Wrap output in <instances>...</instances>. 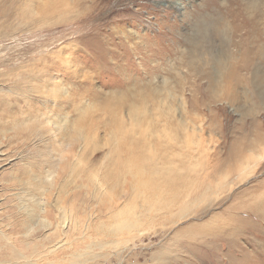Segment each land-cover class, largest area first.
<instances>
[{
    "label": "rangeland",
    "instance_id": "rangeland-1",
    "mask_svg": "<svg viewBox=\"0 0 264 264\" xmlns=\"http://www.w3.org/2000/svg\"><path fill=\"white\" fill-rule=\"evenodd\" d=\"M0 89V264H264V0H0Z\"/></svg>",
    "mask_w": 264,
    "mask_h": 264
},
{
    "label": "bare ground",
    "instance_id": "bare-ground-1",
    "mask_svg": "<svg viewBox=\"0 0 264 264\" xmlns=\"http://www.w3.org/2000/svg\"><path fill=\"white\" fill-rule=\"evenodd\" d=\"M247 1V0H246ZM32 2V1H31ZM216 2V1H215ZM13 4V3H12ZM254 6V5H253ZM7 8V7H6ZM248 8V7H247ZM251 8V7H250ZM8 12V11H7ZM4 18V17H3ZM206 38V37H205ZM35 63H37V62H35ZM34 63V64H35ZM3 64V63H2ZM5 64V63H4ZM31 64V63H30ZM24 66V65H23ZM28 66H30V65H28ZM49 66V65H48ZM26 67V66H25ZM20 68V67H19ZM45 68H46V66L45 65H43L42 67L41 66H30V68H28L27 67V69H18L17 68V70H15V68H14V70H13V74H14V76H19L21 79L20 80H15L14 82H13V86L15 87L16 85H20V82H24V80L25 81H27V78L26 77H30V78H34V79H36V83H35V85L37 86V89L38 88H40L41 89V83H42V81H43V79H45V76H44V73L41 71V70H45ZM48 69H49V67H48ZM46 73H48V72H46ZM24 77H25V79H24ZM17 82V84H14V83H16ZM31 85H32V83H31ZM34 85V86H35ZM36 86H35V88H36ZM44 86H45V84H44ZM57 86H58V84L56 85V84H54V89H55V92H54V94H53V96H51V97H53V100H54V102H55V104H60L59 103V101H58V99L57 98H61L62 97V95H61V93H60V91L57 89ZM13 87V88H14ZM20 87V86H19ZM11 88H12V86H11ZM18 88V87H17ZM44 88V91L46 92V90H45V87H43ZM42 88V89H43ZM40 89L38 90V91H40ZM14 90V89H13ZM16 90V89H15ZM36 90V89H35ZM60 90H61V88H60ZM67 90V89H66ZM72 90V89H71ZM9 91L11 92L12 91V89H9ZM21 91V90H20ZM24 91H27V90H25L24 89ZM44 91H42V93L44 92ZM0 92H3L2 91V89H0ZM37 92V91H36ZM44 92V93H45ZM74 92V91H73ZM15 93V92H14ZM17 93V92H16ZM27 93V92H26ZM38 93V92H37ZM40 93H41V91H40ZM47 93V92H46ZM22 94H23V92H22ZM74 94V93H73ZM23 96H25V95H23ZM22 96V97H23ZM39 96V95H38ZM29 97V96H28ZM67 97H70V96H67ZM26 98V97H25ZM30 98V97H29ZM28 98V99H29ZM40 98H42V97H40ZM71 98V97H70ZM74 98H76V97H74ZM24 99V98H23ZM64 99V98H63ZM25 100V99H24ZM30 100V99H29ZM66 100H68V99H66ZM5 101V100H4ZM9 102H11V101H9ZM9 102H7V103H9ZM19 103V102H18ZM69 103V102H68ZM29 104H31L30 102H29ZM70 104V103H69ZM31 105H33V104H31ZM61 106H62V104H60ZM10 106V105H9ZM9 106H6V108L7 109H9L10 107ZM59 107V106H58ZM65 107V106H64ZM67 107V106H66ZM47 108V107H46ZM4 109V108H3ZM40 109V108H39ZM61 109V108H60ZM69 109V108H68ZM62 110V109H61ZM69 111V110H68ZM67 111V112H68ZM137 110H136V108L135 109H132V113H133V115L135 114V112H136ZM6 112V111H5ZM29 112H30V110H29ZM37 112V111H36ZM44 112H47V114H45ZM66 113V112H65ZM81 113V112H80ZM27 114V113H26ZM25 114V115H26ZM36 114V113H35ZM5 115V114H4ZM3 115V116H4ZM30 115V114H29ZM29 115H26V116H22V118H20V117H18V118H20V119H17V120H15V123H14V125H15V127L16 128H20V127H22L23 126V124H24V126H26V128H31L32 130H35V129H33V127H30V126H28V122L31 120V119H36V120H33V122H38V123H40L41 125H42V122H46V123H48V124H56V126H55V128L54 129H62L63 130V134H64V136H66L67 138H71V137H73V138H71V139H73V140H75V139H77V137L75 136V135H73L72 134V132H70L69 133V131L66 129V128H68V127H66L65 125V119H56V117H54L53 118V114L51 113V108L49 107V108H47V110L46 111H44V110H42L41 111V113L40 114H36V117L37 118H34L33 116L31 117V116H29ZM63 115V114H62ZM2 116V117H3ZM57 116V115H56ZM137 116H138V114H136V118H137ZM6 117V116H5ZM5 117H4V119H5ZM62 117V116H61ZM81 117L83 118V115L81 114ZM1 118V117H0ZM16 118H17V116H16ZM80 118V117H79ZM11 119V118H10ZM13 119V118H12ZM71 119V118H70ZM9 120V119H8ZM41 120H43V121H41ZM82 121H83V119H82ZM85 121H87L86 119H85ZM119 121L121 122V121H123V118L122 117H119ZM12 122V121H11ZM88 122V121H87ZM4 123V122H3ZM74 123V122H73ZM76 123V122H75ZM26 124V125H25ZM31 124H33V123H31ZM112 125L113 124H105V126L108 128V129H112ZM127 125V124H126ZM136 125V124H135ZM12 126V125H11ZM23 126V127H24ZM28 126V127H27ZM8 127V126H7ZM72 127V131H73V133H75L76 132V130L78 131L79 129V132L80 133H82V138H85V140H82L84 143H89L87 140H89V138L87 137V135H83V130L82 129H84L83 127H81V128H78V126H76V125H71V124H69V128H71ZM132 127H134V126H132ZM11 128V127H10ZM25 128V129H26ZM35 128V127H34ZM133 129V128H132ZM107 130V129H106ZM120 129H118V128H115V130L114 131H111V134H113V136H114V138H115V140L117 141V134H120V137H123V141H121L120 143H119V141H117L116 143L115 142H108L107 144L109 145L108 146V152L106 153V155L109 157V158H111V157H113L114 155H120V156H124V158H126L127 157V155H128V153H129V151H130V146L127 144L128 143V141L126 140V137H129V132H127L128 131V129H127V131H126V133H124L123 132V130H120ZM136 130V129H135ZM123 132V133H122ZM137 132V131H136ZM135 134H137V133H135ZM139 135V134H138ZM131 136V135H130ZM133 136V135H132ZM136 137V136H135ZM94 138V141L96 142V143H98V139H97V137H96V135H95V137H93ZM77 141V140H76ZM81 141V142H82ZM132 141H137V139L136 140H133L132 139ZM138 142V141H137ZM76 143V142H75ZM160 143V142H159ZM132 152L134 153V148L132 147ZM132 152H130L129 154H130V157L131 156H133L132 155ZM154 154V151L151 149L150 150V153L149 154H146V155H153ZM148 159H150V162L149 163H146V170L147 169H151L152 168V165H153V163H152V156L151 157H149ZM112 160V159H111ZM131 168H132V170L134 169L135 170V172L136 173H138V171H139V166L138 165H136V164H134V163H132V165H131V167L127 164V163H123V166H122V164H120L119 162H116L115 164H114V170L113 171H110V172H112V173H116L117 174V172L118 173H127V172H130L131 171ZM115 178H116V175H115ZM137 180H138V184L139 185H141L142 183H143V177L142 176H137ZM119 183H121L122 182V178L120 177V176H118V180H117ZM135 186H137V181H135ZM154 194L155 195H159V194H161V190H159V186H156L154 189ZM120 197H122V196H120ZM129 203V202H128ZM117 204H119L117 201H115L113 204H112V206L110 207V209H112L113 211H115L114 213H112L113 211H111V213H112V215H111V218H113V219H116L118 216H120V215H124V213H125V210H126V206L124 207V206H122L121 208H120V206H117ZM131 203H129V205H130ZM78 216V215H77ZM121 216V217H122ZM78 219V218H77ZM76 219V220H77ZM62 221V220H61ZM65 221V220H64ZM64 221H62L60 224H62V226L64 227V228H67V224H66V222H64ZM67 221V220H66ZM73 221V220H72ZM74 221H75V219H74ZM75 223V222H74ZM81 223V222H80ZM68 224H69V222H68ZM61 226V228H63ZM69 226V225H68ZM71 226H72V222H71ZM78 227H79V225H78ZM63 228V234L66 236L67 234H66V232L67 231H65V229ZM186 230V229H185ZM187 230H188V228H187ZM197 231H198V234H196L195 236H196V238H195V236L193 235H191V232H190V230L187 232L188 234H186L187 235V237L188 238H190V240H193L194 238L195 239H198L199 237H204V231H203V229L202 230H200V226H199V229H196ZM196 230H194L195 231V233H196ZM192 231V230H191ZM194 233V232H193ZM62 234V233H61ZM68 236H69V234H68ZM194 237V238H193ZM67 237H65V239H66ZM61 239V238H60ZM68 239V238H67ZM180 239V238H179ZM194 239V240H195ZM70 240V239H69ZM202 240V239H201ZM204 241H206V240H204ZM53 242V241H52ZM178 242H179V240H178ZM51 243V242H50ZM65 243V241L64 240H58L56 243H55V245H53L52 247H54V248H56V249H58V247L60 248L63 244ZM68 243V242H67ZM180 243H182L185 247H188L189 246V241H188V239L187 240H185L184 241V239H182L181 240V242ZM54 244V243H53ZM65 245V244H64ZM63 245V246H64ZM68 245V244H67ZM47 246V245H46ZM62 246V247H63ZM49 248H50V246H49ZM65 248V247H64ZM213 248V247H212ZM200 250V249H199ZM38 251V250H37ZM58 251V250H57ZM195 251H198V249H195ZM75 252V251H74ZM32 253V252H31ZM40 253V252H39ZM38 253V254H39ZM42 253V252H41ZM45 253H47L46 251H45ZM207 253V252H206ZM34 254V253H33ZM35 254H37V253H35ZM24 255V254H23ZM27 255V254H26ZM30 255V254H29ZM31 256H32V254H31ZM35 256V255H34ZM28 260H29V258H28ZM30 262V261H29Z\"/></svg>",
    "mask_w": 264,
    "mask_h": 264
}]
</instances>
